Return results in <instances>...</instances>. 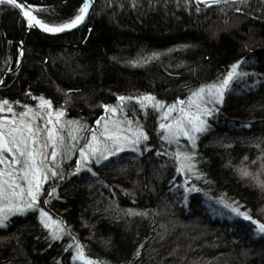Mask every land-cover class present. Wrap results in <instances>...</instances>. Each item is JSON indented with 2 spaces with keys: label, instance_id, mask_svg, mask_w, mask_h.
<instances>
[{
  "label": "trees",
  "instance_id": "1",
  "mask_svg": "<svg viewBox=\"0 0 264 264\" xmlns=\"http://www.w3.org/2000/svg\"><path fill=\"white\" fill-rule=\"evenodd\" d=\"M23 1L37 5L36 16L49 24L71 18L82 3ZM241 57L237 70L245 75L230 80L222 102L208 105L213 111L194 149L186 140L161 138L149 102L141 107L125 100L123 117L142 127L147 140L138 151L123 149L100 163L90 158L87 168H76L103 104L145 93L166 104L184 101L201 84L222 79ZM40 97L64 109L60 132L70 150L65 158L61 145L56 167L62 178L49 174L38 200L67 227L52 239L37 210L13 213L0 225V264H83L72 258L73 237L86 256L103 264H264V233L220 203L234 202L264 222V187L257 183L264 181L261 0L213 6L93 0L86 22L57 36L28 28L16 7L0 4V100L13 109L0 116L19 121L28 105L38 115L23 119L43 129ZM186 150L196 153L195 172L176 170L175 153ZM49 189L55 191L49 195ZM209 209L232 218L212 217Z\"/></svg>",
  "mask_w": 264,
  "mask_h": 264
},
{
  "label": "snow or ice",
  "instance_id": "2",
  "mask_svg": "<svg viewBox=\"0 0 264 264\" xmlns=\"http://www.w3.org/2000/svg\"><path fill=\"white\" fill-rule=\"evenodd\" d=\"M227 2L228 0H198V3H205L206 5ZM240 2L245 3L246 0H240ZM90 3L91 0H82L74 16L59 24H49L38 18L31 11V9L37 8V5L29 4L26 6L20 0H0V4L18 8L21 15L26 18L27 25L38 26L48 33L70 29L79 24L84 19ZM236 10L241 11L242 9L237 8ZM155 55H158V53H153V56ZM243 59L244 57H241L233 62L222 79L215 83L201 84L198 88L191 91L188 97L190 103L187 106L176 108V105L183 104V101L179 99H177L175 105H168L167 109L164 110L165 116H168L174 108L176 109L177 116L175 120L169 117L168 124L161 123L159 125L160 128L165 130V135L161 138L171 142L175 137L182 135L187 137L188 142L194 149L197 133L203 132L206 129L204 117L211 115L213 111L208 105L222 102L224 90L228 87L230 80L245 75V73L237 70V66L241 64ZM132 63H136V61H132ZM205 90H207V93H205ZM39 99V106L48 117L45 121L46 126L43 129L34 127L31 122L23 119V117L29 114H32L33 118L38 115V113H32L28 105H23L25 111L20 113L19 121L15 117L0 116V225H3L13 213L23 214L30 209L37 210L40 222L46 229L52 230L50 233L51 238L58 239L64 227L67 226L63 225V222L59 219L54 220L49 212L40 206L38 197H40L42 182L48 179L49 174L62 178V173L56 167L58 164L56 157L57 153L61 151V145H65V158H67V152L70 149L67 148V142H65L64 136L60 132V129L64 127L60 119L64 109L62 107L53 108L51 101L48 99L43 97ZM116 99L121 103L125 100L140 101L141 107L144 106V102H153L157 108L164 104L163 101L156 100L148 93L132 97L118 95ZM193 105H195L194 108ZM102 107L106 111L113 113L118 111L117 107L109 104H103ZM4 110L13 111L7 99L0 100V111ZM119 111L122 112L123 109H119ZM53 116H55V119L52 118ZM125 119L129 125L127 131L131 135L124 134L121 129V121L116 120L114 117L105 118L101 128L93 130L91 138L79 149L80 158L76 160L77 169L80 167L87 168L86 162L90 158H95L96 162L100 163L102 159L115 152H119L123 147L139 150L135 146L142 139L147 140V133L139 125L133 130L131 127L132 121L128 120L127 117ZM67 123L71 125L74 122L68 121ZM97 123L100 124L101 122L98 120ZM80 127H83V125ZM98 137H103V139H99ZM72 138L75 139V137ZM97 153L99 154L98 156ZM195 155L196 153L190 150L176 152V170L181 172L184 168H187L189 172H195L192 160ZM88 171L91 172L92 169L88 168ZM248 174L246 169L242 171V175ZM257 183L261 187H264V181L257 179ZM54 191L55 189H49V195ZM43 203L47 204L48 199L45 198ZM220 203L224 204V207L229 208L232 213L246 220H251L256 229L260 233H264V222L254 219L246 210L242 211L236 206L234 202L228 203L221 200ZM131 211L129 210V212ZM73 241L75 243L73 260L79 259L83 264H103L102 261L93 260L91 257L86 256L82 245L78 241H75V237H73Z\"/></svg>",
  "mask_w": 264,
  "mask_h": 264
},
{
  "label": "rangeland",
  "instance_id": "3",
  "mask_svg": "<svg viewBox=\"0 0 264 264\" xmlns=\"http://www.w3.org/2000/svg\"><path fill=\"white\" fill-rule=\"evenodd\" d=\"M205 93H207V90H205ZM39 103H40V101H39ZM190 103V101H189V99H185L184 101H183V104H181V105H176V108H179V107H185V106H187L188 104ZM123 104V103H122ZM121 104V102L120 101H117V103L116 104H114V105H112L113 107H117L118 108V111L117 112H115V113H113V112H110V111H106L105 109H104V112H103V115H102V117L99 119V121L101 122L100 124H98L97 122H96V127H95V129L94 130H96V129H99V128H101V125L103 124V121H104V119L105 118H108V117H114L116 120H118V121H121V129L123 130V132H124V134L125 135H131V133L130 132H128L127 131V129H128V127H129V125H128V123H127V120L123 117L124 115H123V111L121 112V111H119V109H122V105ZM149 104L151 105V107L153 108V110L156 112V114H157V118H158V125H160L161 123H164V124H168L169 123V117H171L173 120H175V118H176V116H177V112H176V109L174 108L173 109V111L172 112H170L169 114H168V116H165V114H164V110L165 109H167V106L168 105H170V104H166V103H164L161 107H159V108H157V107H155L154 106V103L153 102H149ZM176 103H172V105H175ZM195 107V105H193V108ZM46 118L48 119V117H47V115H46ZM53 119H55V116H53L52 117ZM128 120H131V119H129V118H127ZM132 121V125H131V127L133 128V130H135V127H136V122L135 121H133V120H131ZM111 126V125H110ZM160 128V127H159ZM161 130H162V134H163V136L165 135V130L164 129H162V128H160ZM91 134H89L88 135V138L86 139V141H85V144L88 142V140L91 138ZM70 138H71V140L73 139L72 138V136H70ZM99 139H103V137H98ZM183 139V140H186V141H188L187 140V137H185V136H178V137H175L173 140H171L172 142H175V140H178V139ZM179 139V140H180ZM169 141V140H168ZM141 142V141H140ZM84 144V145H85ZM138 145V144H137ZM136 145V146H137ZM135 146V147H136ZM123 149H133V148H130V147H123V148H121V150H123ZM120 150V151H121ZM116 153V152H115ZM114 154V153H113ZM6 155H7V153H6ZM99 154L97 153V156H98ZM205 206L207 207V205H206V202H205ZM209 212V214L212 216V217H218V218H227V219H230V218H232V216L229 214V213H227V212H224L223 210H212V209H209L208 210ZM48 231L51 233V229H48Z\"/></svg>",
  "mask_w": 264,
  "mask_h": 264
},
{
  "label": "water",
  "instance_id": "4",
  "mask_svg": "<svg viewBox=\"0 0 264 264\" xmlns=\"http://www.w3.org/2000/svg\"><path fill=\"white\" fill-rule=\"evenodd\" d=\"M197 3H198V0H195ZM234 1H238V0H228V2H234ZM263 3H264V0H261ZM20 2L21 3H25L23 0H20ZM92 3H93V0H91V3H90V5H89V9H88V11L86 12V14H85V17H84V19L79 23V24H77V25H75V26H73L72 28H70V29H63V30H61V31H59V32H56V33H48V32H44L42 29H40L38 26H28V28H31V29H33V30H35V31H37V32H39V33H41V34H44V35H48V36H57V35H63V34H66V33H70V32H72V31H75V30H77V29H79L85 22H86V20H87V16H88V13H89V11H90V9H91V7H92ZM200 5H203V6H213V5H220V4H215V3H213V4H205V3H199ZM222 4H224V3H222ZM25 5L27 6V4L25 3ZM18 9V8H17ZM19 10V9H18ZM20 11V10H19ZM31 11L35 14V12L33 11V9H31ZM36 15V14H35Z\"/></svg>",
  "mask_w": 264,
  "mask_h": 264
},
{
  "label": "bare ground",
  "instance_id": "5",
  "mask_svg": "<svg viewBox=\"0 0 264 264\" xmlns=\"http://www.w3.org/2000/svg\"><path fill=\"white\" fill-rule=\"evenodd\" d=\"M29 26V25H28Z\"/></svg>",
  "mask_w": 264,
  "mask_h": 264
}]
</instances>
